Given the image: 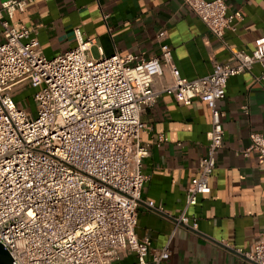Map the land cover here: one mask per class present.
<instances>
[{"label": "built area", "instance_id": "1", "mask_svg": "<svg viewBox=\"0 0 264 264\" xmlns=\"http://www.w3.org/2000/svg\"><path fill=\"white\" fill-rule=\"evenodd\" d=\"M33 1L0 4V242L12 264H114L128 251L139 264H161L169 248L153 247L149 236L137 233L149 178L143 160L151 152V144L140 140L141 112L165 93L184 104L199 98L209 106V142L184 208L172 214L147 201L176 225L197 230L198 217L189 208L211 192L210 177L224 146L219 102L231 76L264 62V35L250 51L231 48L225 32L241 12L230 13L225 0H184L229 47L234 62L218 61L210 73L187 78L168 42L149 58L117 52L94 57L92 39L81 27L75 28V47L49 58L34 28L12 22ZM167 72L169 80L157 85ZM256 79L264 82V70ZM18 86L33 89L36 116L15 99ZM168 139L162 133L155 144ZM251 151L264 157L263 133L251 132L244 153ZM238 251L252 264H264V228L253 250Z\"/></svg>", "mask_w": 264, "mask_h": 264}, {"label": "crops", "instance_id": "2", "mask_svg": "<svg viewBox=\"0 0 264 264\" xmlns=\"http://www.w3.org/2000/svg\"><path fill=\"white\" fill-rule=\"evenodd\" d=\"M225 1L230 13L242 14L227 28L226 42L234 49L252 50L255 39L264 35V0ZM12 22L34 28L49 58L75 47V28L81 27L92 39L89 53L94 57L117 52L149 58L168 42L187 78L210 73L218 61H235L229 47L184 0H35L17 11ZM161 30L166 31L163 37L158 35ZM3 38L0 26V42ZM263 70L264 62H257L252 71L231 76L219 102L225 111L224 146L210 177L211 192L189 208L198 217L197 230L176 225L169 213L147 201L162 204L172 214L184 208L187 187L209 142V106L199 98L184 104L165 93L142 110L140 140L151 144V152L143 160L149 178L137 233L149 236L153 247L169 248L170 257L161 264H252L238 249L253 250L264 228V157L256 151L244 153L251 132L264 134V82L256 79ZM169 77L167 72L157 85ZM162 133L169 139L157 146ZM114 264L139 262L136 253L128 251Z\"/></svg>", "mask_w": 264, "mask_h": 264}, {"label": "rangeland", "instance_id": "3", "mask_svg": "<svg viewBox=\"0 0 264 264\" xmlns=\"http://www.w3.org/2000/svg\"><path fill=\"white\" fill-rule=\"evenodd\" d=\"M20 87H17V92L15 95V99L18 102H22L28 112H32L34 116L37 115V103L35 102L32 91L33 89L31 87H24L22 89H19Z\"/></svg>", "mask_w": 264, "mask_h": 264}, {"label": "water", "instance_id": "4", "mask_svg": "<svg viewBox=\"0 0 264 264\" xmlns=\"http://www.w3.org/2000/svg\"><path fill=\"white\" fill-rule=\"evenodd\" d=\"M0 264H12L10 252L0 242Z\"/></svg>", "mask_w": 264, "mask_h": 264}]
</instances>
